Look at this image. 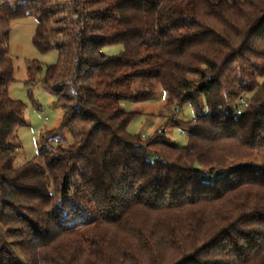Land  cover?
<instances>
[{
	"label": "trees",
	"instance_id": "16d2710c",
	"mask_svg": "<svg viewBox=\"0 0 264 264\" xmlns=\"http://www.w3.org/2000/svg\"><path fill=\"white\" fill-rule=\"evenodd\" d=\"M52 1L0 0V26L34 16L35 48L58 51L43 84L62 110L14 166L27 122L0 30V264H264V0H63L66 46ZM157 86L194 111L183 146L128 131L121 103Z\"/></svg>",
	"mask_w": 264,
	"mask_h": 264
},
{
	"label": "rangeland",
	"instance_id": "374dc122",
	"mask_svg": "<svg viewBox=\"0 0 264 264\" xmlns=\"http://www.w3.org/2000/svg\"><path fill=\"white\" fill-rule=\"evenodd\" d=\"M52 3L58 4L61 10L54 13L48 22L49 35L54 43L63 42L66 46L73 42L72 34L65 28L66 19L63 21L67 7L63 0H54ZM36 23L34 16H26L14 19L8 25L2 24L0 26V30H8V55L13 62L14 81L8 87V95L12 100L19 101L24 105V118L27 122L26 126L18 127L15 131V136L20 145V150L13 162L16 167L37 156L38 147L41 145L40 138L45 133L58 128L62 118V110L56 105L54 95L43 84L45 67L56 64L59 60V53L56 49L41 53L35 48L32 38ZM67 27H72L71 33L76 34L74 24L70 23ZM69 46L71 47V45ZM121 50L122 46L120 45H109L104 47L102 52L106 55H115ZM33 60L38 61L42 65V69L30 81L27 65ZM59 76L60 74L52 82V86H58L60 83ZM26 81L29 82L26 83ZM121 105L127 111L131 110L138 113L128 125V131L132 135L144 134L149 135V138L157 136L158 140L176 146L186 144L187 136L181 133L184 127L179 126L177 121L193 119L194 111L189 104H183L181 108L167 105L164 91L157 86L152 98L141 102H123ZM175 108L178 109L177 117L173 113ZM162 128L165 129V132L157 134V131ZM65 135V140L66 138L69 139V136ZM47 140L45 144L49 147L55 146L58 142V138L54 136H49ZM61 140L59 144H66L64 140ZM215 176L216 174H213L205 179L210 180V177Z\"/></svg>",
	"mask_w": 264,
	"mask_h": 264
},
{
	"label": "built area",
	"instance_id": "2783aa9c",
	"mask_svg": "<svg viewBox=\"0 0 264 264\" xmlns=\"http://www.w3.org/2000/svg\"><path fill=\"white\" fill-rule=\"evenodd\" d=\"M243 104H244V100H243V99H240L239 102H238V104H237V107H236V109H235V113H236V114H240V112H241V108H242ZM173 113H174V115L177 117L178 109L175 108ZM205 113H206V112H203V114H205ZM174 118H175V117H174ZM192 121H193V123H195L196 118L193 117ZM163 132H165V129H164V128L159 129V130L157 131V134H161V133H163ZM181 133L187 135V133H188V129H186V128L182 129V130H181ZM155 135H156V134H155ZM141 137H142L143 139H145V138H149L150 136H149V135H144V134H142Z\"/></svg>",
	"mask_w": 264,
	"mask_h": 264
}]
</instances>
